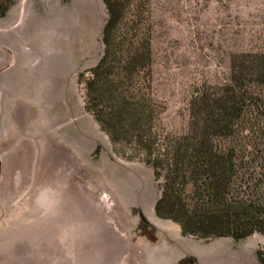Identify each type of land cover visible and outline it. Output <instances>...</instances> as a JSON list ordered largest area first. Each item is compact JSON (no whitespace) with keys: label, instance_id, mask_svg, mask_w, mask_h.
I'll return each mask as SVG.
<instances>
[{"label":"rangeland","instance_id":"374dc122","mask_svg":"<svg viewBox=\"0 0 264 264\" xmlns=\"http://www.w3.org/2000/svg\"><path fill=\"white\" fill-rule=\"evenodd\" d=\"M15 4L18 14L0 24V47L8 50H0V70L12 68L0 72V264H258L264 240L257 234L189 238L182 249L191 254L172 263L154 255L150 246L163 240L150 221L158 183L144 164L115 154L86 112L78 82L103 54L105 5ZM135 7L151 37V89L166 108V134H185L192 100L230 86L234 65L264 54V0H137ZM49 86L51 111L47 103L37 107ZM251 95L264 101V86L253 85ZM49 120L55 142L43 136ZM50 153L57 157L56 197L35 204L34 184L47 183Z\"/></svg>","mask_w":264,"mask_h":264},{"label":"trees","instance_id":"16d2710c","mask_svg":"<svg viewBox=\"0 0 264 264\" xmlns=\"http://www.w3.org/2000/svg\"><path fill=\"white\" fill-rule=\"evenodd\" d=\"M102 2L108 15L103 54L78 82L85 87L86 112L115 154L152 170L160 192L155 215L197 241L256 234L264 240V101L251 95L253 85L264 86V54L234 65L230 86L192 100L185 134H166V108L151 89V37L137 0ZM13 6L0 0V21ZM257 261L264 264V247Z\"/></svg>","mask_w":264,"mask_h":264},{"label":"crops","instance_id":"0c3cea01","mask_svg":"<svg viewBox=\"0 0 264 264\" xmlns=\"http://www.w3.org/2000/svg\"><path fill=\"white\" fill-rule=\"evenodd\" d=\"M12 1L15 3V2H19L21 0H12ZM26 1H29V0H26ZM15 10H16V4L10 9V11L7 14V16L3 20L0 21V24L4 23V22H7L10 19H12L14 16H16V13L18 14V12H14ZM21 16H22V14H21ZM0 50L6 51V52L8 51L7 49L1 48V47H0ZM4 59L5 58H3L0 55V61H3ZM17 61H18L17 58H13L12 60H10L9 64L11 65V63H13V65L14 64L16 65ZM11 69L12 68L4 69L3 72H2V70H0V72H2L3 75H5V74H8V71L11 70ZM49 87H50L49 88V91H50L49 94H47L45 96H42L40 98V101L38 102L37 107H39L42 103L43 104L47 103L44 106V108L47 109V107H49L48 111H51V105L53 104V103H51V101L55 97V95H54L55 93H51L52 88H51V86H49ZM47 96L49 98L48 102L46 101ZM39 113L41 115L39 119H42V121H44L46 119V116H45L46 115V110H44V109L41 110L40 109ZM89 117H91V116L89 115ZM93 122L95 123L96 127L98 129H100L99 126L96 124V122L95 121H93ZM45 130L46 131L44 132L43 136L48 137V139H50V142L52 140H54V142H55L56 141V138H55L56 129L52 126V121L51 120L46 122ZM25 157L26 156H24V158ZM48 159L50 160V168H48L49 169L48 170L49 174H47L45 176V178L47 180V183H44V185H40V183L42 181H40V178H39L37 180V184H36L37 187L34 184V188L33 189H34L35 195L33 197V201L35 202V204L36 203L40 204L42 201H45L44 200L45 198H47L48 201H51L54 197H56V192H57L56 191V186H55V184L52 183V180L55 181V177H56V174H54V172L56 171L57 157H56L55 154H51L50 153V155L48 156ZM53 167H54V169H53ZM50 169L54 170L53 174L51 173ZM150 214H151L150 221L152 222V224H154V226H156L159 229L160 235L161 234L163 235V237L161 236L163 238V240H161L160 245L154 246V247L150 246L152 251L155 253L154 255L159 256L160 258L164 257V259L166 260L165 263H167L169 261V259L171 260V263H172V262L184 257L186 254H189L190 252L186 251L185 249H182V245L185 244V243H188L186 241L189 238H185V237L182 236L180 227L178 225L174 224L173 222L164 221V220L159 219L155 215V212L153 213L151 211ZM103 227L105 228V226H103ZM111 231L112 230H108L107 229V232L110 233ZM103 232H105V231H103ZM167 240L171 241L172 244L169 245ZM192 253H194V252H192Z\"/></svg>","mask_w":264,"mask_h":264}]
</instances>
